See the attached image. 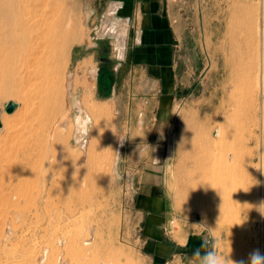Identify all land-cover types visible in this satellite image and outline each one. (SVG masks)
Masks as SVG:
<instances>
[{"label":"rangeland","instance_id":"obj_1","mask_svg":"<svg viewBox=\"0 0 264 264\" xmlns=\"http://www.w3.org/2000/svg\"><path fill=\"white\" fill-rule=\"evenodd\" d=\"M63 1L80 15L83 41L72 46L64 72V98L56 114L64 118L56 132L47 125L48 138L30 159L19 141L32 105L29 95L0 99V264H204L210 252L234 264L254 250L264 254V193L262 199L258 194L264 134L257 74L259 0L180 1L183 23H190V31L195 27L203 51L202 73L171 94H162L159 81L134 70L124 56L130 48L128 24L120 55L118 34L112 31L126 22L109 13L114 0ZM108 24L113 28L103 34ZM192 42L186 34L183 57H192ZM104 57L110 69L121 64L109 92L101 79ZM11 100L18 107L7 113ZM187 138L211 139L219 168L226 154L236 155L234 178L215 189L234 193L233 203L227 207L219 195L218 205L225 208L207 211L208 221L203 208H186L178 195V167L190 150ZM92 144L97 152L90 160L86 147ZM67 155L73 166L93 170L96 177L82 180L84 199L65 189ZM237 188L242 196L235 194ZM86 238L89 248L82 250L78 243ZM197 249L200 255L194 254Z\"/></svg>","mask_w":264,"mask_h":264},{"label":"bare ground","instance_id":"obj_2","mask_svg":"<svg viewBox=\"0 0 264 264\" xmlns=\"http://www.w3.org/2000/svg\"><path fill=\"white\" fill-rule=\"evenodd\" d=\"M62 2L64 1L0 0V99L5 96L19 95L24 92L28 93L29 95L28 97L32 102V105L29 106L27 112L25 113L24 121L20 129H24L25 131L21 134L22 137L18 134L21 137V140L19 141H21L22 144L20 145H24L23 148L21 147L22 152L24 153L23 156L27 159L32 157L33 149H37V147L40 148V146L43 145L42 143L44 139H46L47 134L49 135L47 132L48 129L54 126V132H56L59 123L64 118L59 117L60 114L59 116L56 115L57 112L61 110V101L63 100L62 97L64 93L65 82L64 72L65 68H67L68 61H70V52L72 46L75 43H81L83 41L84 34L81 24L82 21L79 17L80 15L76 17L71 9L66 6L67 4L64 5ZM258 4V16L260 19V24L257 43V74L260 109L263 112L264 0H259ZM116 7L117 4L113 5L109 13L112 14L116 10ZM124 24L120 25L118 29L116 28L118 32L117 34L120 37L118 40L120 43V50H123V37L127 31V22ZM108 27H110L109 24ZM106 29L107 27H105L104 32ZM81 64L82 67L86 65L84 61ZM92 76L94 77V75ZM87 83L88 82H86V84ZM86 104L89 108H93V105H95L89 102ZM96 107L98 108V106ZM94 111L95 109H93V113H95ZM104 114H106V112ZM207 121L209 120H206V122ZM208 123L209 122H207V124ZM41 126L43 127V130H40ZM108 129H110V127ZM192 129H200L199 132H201L204 131L205 128L201 126H194ZM219 132L221 138L225 139L227 137V130L225 128L222 127ZM263 135L260 137L261 147L259 151L260 177L258 194L261 199L264 193V149L262 148L264 142ZM203 141L205 144L201 143V139H199L196 143L192 138L185 139V142L190 145V150H188L186 154L184 153L186 156H184L185 162L182 161L179 164L178 172L181 174V177L178 179L177 189L178 195L182 197L183 206L185 205L186 208H203V210H205V212H203L205 221H208L209 219L207 218L206 214L207 211H214L213 214H215V211H222L225 208L218 205L220 197L222 198L223 204L227 207L233 203L232 195L234 193H231L229 190L219 192L215 189L217 188L216 185L219 182L226 181L232 176L234 178L235 174L232 170L234 168L236 155H233L232 153L226 154L225 159L220 162L221 167L219 168L217 162L215 161L213 150L214 144H212V140L203 139ZM89 145L86 147V149H88L87 155L89 159L92 160L96 156L97 151L94 144L91 146ZM44 148L46 147L44 146ZM196 149H203L205 150V153H201L202 155H200L197 153ZM97 150L99 149L97 148ZM72 161V156L67 155V164H64L65 167L63 170V175L67 182L65 189L67 192L72 194L73 197L77 198V200H81L86 198L88 195V193H85L83 190L82 180L84 181L85 179L87 181L94 182L96 181V177L93 173V170L90 172H83L80 167L73 166L71 164ZM187 161H191L192 164L189 165ZM235 191V194H240V196L243 195V191L241 189L237 188ZM219 195L221 196L219 197ZM259 206V216L262 217V203H260ZM213 218H215V216H213ZM78 244H80L82 250H88L90 241L86 238V240H83ZM107 257H110V254L107 253ZM247 260L248 259L245 257H239V262H244V264H247ZM110 263L113 262L111 261ZM101 264L108 263L102 261Z\"/></svg>","mask_w":264,"mask_h":264},{"label":"crops","instance_id":"obj_3","mask_svg":"<svg viewBox=\"0 0 264 264\" xmlns=\"http://www.w3.org/2000/svg\"><path fill=\"white\" fill-rule=\"evenodd\" d=\"M180 1L114 0L116 22L128 24L130 48L124 56H129L134 70L159 81L162 94L176 93L180 84L202 73L203 51L195 27L190 31V23H183ZM186 34L194 41L189 44L191 58L182 56Z\"/></svg>","mask_w":264,"mask_h":264},{"label":"clouds","instance_id":"obj_4","mask_svg":"<svg viewBox=\"0 0 264 264\" xmlns=\"http://www.w3.org/2000/svg\"><path fill=\"white\" fill-rule=\"evenodd\" d=\"M195 255H200L199 249L195 250ZM204 264H225L222 257L217 256L214 252L208 253L204 258ZM234 264H244V262H234ZM247 264H264V254L259 250H254L249 254Z\"/></svg>","mask_w":264,"mask_h":264},{"label":"flooded vegetation","instance_id":"obj_5","mask_svg":"<svg viewBox=\"0 0 264 264\" xmlns=\"http://www.w3.org/2000/svg\"><path fill=\"white\" fill-rule=\"evenodd\" d=\"M114 13H115V11L112 14H114ZM106 27H107V29L105 30V32L103 31L104 32L103 34L110 33L109 31L112 30V27H108V25ZM114 30L112 32L118 33L116 28H114ZM118 39H120L119 35H118ZM124 47H125V45H124ZM124 47H123V50H120V48H119L120 55L124 54L123 53L124 52ZM102 63H103V65H101L100 70H101V72L104 73V75H106V81H109L112 84L111 79L114 76V70H117V71L120 70L121 64L116 69H110V64H109L110 62L108 61V59L106 57H104V62H102ZM103 89L105 91H108V92L111 90V88L109 89L107 85L106 86L104 85Z\"/></svg>","mask_w":264,"mask_h":264},{"label":"water","instance_id":"obj_6","mask_svg":"<svg viewBox=\"0 0 264 264\" xmlns=\"http://www.w3.org/2000/svg\"><path fill=\"white\" fill-rule=\"evenodd\" d=\"M17 107H18V103L13 101V100H11V101L6 103L5 110H6L7 113H12V112H14L17 109ZM0 127H2L1 118H0Z\"/></svg>","mask_w":264,"mask_h":264},{"label":"trees","instance_id":"obj_7","mask_svg":"<svg viewBox=\"0 0 264 264\" xmlns=\"http://www.w3.org/2000/svg\"><path fill=\"white\" fill-rule=\"evenodd\" d=\"M102 78L105 79V81H104V85H105V86L107 85L108 88L110 89V88H111V87H110V86H111V83H110L109 81H106V75H104L103 77H101V79H102Z\"/></svg>","mask_w":264,"mask_h":264}]
</instances>
